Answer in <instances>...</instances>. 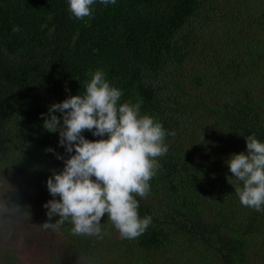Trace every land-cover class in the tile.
<instances>
[{
    "label": "trees",
    "instance_id": "trees-1",
    "mask_svg": "<svg viewBox=\"0 0 264 264\" xmlns=\"http://www.w3.org/2000/svg\"><path fill=\"white\" fill-rule=\"evenodd\" d=\"M91 7L92 17L78 20L68 0H0V178L22 218L20 246L1 247L0 264H264V211L241 204L231 183L242 182L226 163L246 151V136L264 142V0ZM98 70L122 91L120 103H139L141 115L175 132L150 193L135 196L139 217H152L135 239L107 216L100 235H74L70 220L43 228L53 199L47 179L64 167L57 153L71 154L41 114L83 95ZM31 229L48 236L47 247L64 244L62 254L44 260V245L29 250ZM90 243L107 244L111 262L90 258Z\"/></svg>",
    "mask_w": 264,
    "mask_h": 264
},
{
    "label": "clouds",
    "instance_id": "clouds-1",
    "mask_svg": "<svg viewBox=\"0 0 264 264\" xmlns=\"http://www.w3.org/2000/svg\"><path fill=\"white\" fill-rule=\"evenodd\" d=\"M68 2L76 19L92 17L96 0ZM99 3L107 6L116 0ZM84 87L83 95L52 103L48 113L41 114L43 128L59 132V144L71 154L65 159L57 153L64 167L47 179L53 199L43 205L49 218L43 228L55 230L70 220L74 235H100L101 220L107 216L122 238L135 239L152 223L151 216L139 217L135 196L150 193L149 181L160 167L157 158L168 152L165 138L175 132L168 133L156 118L141 115L139 103H120L122 91L110 84L103 71H96ZM84 131L100 138L89 140ZM245 139L246 151L226 161L230 176L242 182V186L231 184L243 206L264 211V142L255 134ZM53 216L59 218L49 223Z\"/></svg>",
    "mask_w": 264,
    "mask_h": 264
},
{
    "label": "rangeland",
    "instance_id": "rangeland-1",
    "mask_svg": "<svg viewBox=\"0 0 264 264\" xmlns=\"http://www.w3.org/2000/svg\"><path fill=\"white\" fill-rule=\"evenodd\" d=\"M11 183H7L5 180L0 178V249L1 247L10 246L11 244L19 245V236L20 234V228L22 226V218L20 214L17 212L15 205L13 203L12 197H11V190H12ZM31 233L28 235H25L24 238L27 236H30L25 241V245L28 247L29 250L32 249L34 246L38 245H47L48 243L47 238L48 236L42 232H37L36 230H30ZM119 237L117 236L116 239ZM46 240V241H45ZM49 240V238H48ZM64 245V244H63ZM62 243H57L53 246H45L40 247L37 249V255L40 253L39 249H42L43 256L42 259L48 260L51 256L52 259L57 256H60L62 254ZM20 246V245H19ZM106 247L100 246L97 249H92V244H85V248H87L91 253H88L90 258H96V259H103L107 260L108 262H111L109 259V254H106ZM109 251V249H108ZM75 256V255H71ZM83 257V256H82ZM0 258H1V251H0ZM51 259V260H52ZM80 262L82 261V258L79 257ZM20 264V263H18ZM65 264V263H60Z\"/></svg>",
    "mask_w": 264,
    "mask_h": 264
}]
</instances>
